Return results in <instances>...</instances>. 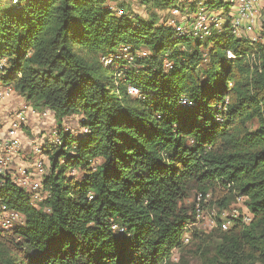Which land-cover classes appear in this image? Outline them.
<instances>
[{
    "label": "trees",
    "instance_id": "16d2710c",
    "mask_svg": "<svg viewBox=\"0 0 264 264\" xmlns=\"http://www.w3.org/2000/svg\"><path fill=\"white\" fill-rule=\"evenodd\" d=\"M2 1L0 85L60 124L79 116L82 131L43 146L39 205L0 176V212L24 219L0 264H174L184 244L205 247L180 205L193 185L236 194L252 214L215 231L203 264H264V42L232 34L229 3L202 0L224 21L199 39L158 14L192 15L196 1L138 0L147 18L109 0Z\"/></svg>",
    "mask_w": 264,
    "mask_h": 264
},
{
    "label": "rangeland",
    "instance_id": "374dc122",
    "mask_svg": "<svg viewBox=\"0 0 264 264\" xmlns=\"http://www.w3.org/2000/svg\"><path fill=\"white\" fill-rule=\"evenodd\" d=\"M112 6L116 9L117 13L121 10L130 12L132 16H139L140 18H147L148 12L145 11L144 7L139 3L138 0H128L127 2H122V0H109ZM122 3L124 8H119V4ZM2 4H9L8 0L2 1ZM120 13V12H119ZM161 20H167L168 22L174 20L177 25L185 24L186 14L182 16H174L170 11H158ZM264 42V39L258 40ZM147 51L142 49L140 51L141 56H146ZM1 88H6L11 90L10 100L6 99L0 107V136L11 135L13 138L19 140L23 147L29 148L32 144H42V146H51L54 144L55 139L58 138L59 129H65L72 131L74 135L79 134L82 129L79 126V116H71L62 121L60 124L56 121L53 113L48 112L47 115H43L41 109L35 108L39 111V116H29L26 125H22L19 129L14 128L13 123L17 122V114L22 112L23 104L27 103L25 99L15 92L12 87L1 86ZM34 108V107H33ZM59 139V138H58ZM43 148V147H42ZM44 154V153H43ZM34 159V156L27 153L25 160ZM99 161H95L98 164ZM82 172L79 170L72 171L71 175L75 179H80ZM223 198H226V204L220 205ZM180 205L192 214L193 224L190 227L189 232H195L199 238L204 242L205 247L203 249H197L199 240L194 241L192 244H184L182 249L174 250L171 255V260L174 264H203L202 259L199 257L202 253L208 252L210 250V245L215 235L219 234L220 231H224L221 228L223 220H230V225L232 219L241 218L242 222H250L252 214L248 210L245 199L236 195L229 194L221 189H211L206 194H202L195 185L189 192L188 197L180 202ZM199 208L200 213L197 214L196 209ZM1 214V212H0ZM22 221V222H21ZM24 221L23 217L21 220H14L12 226L22 224ZM219 221V223H218ZM214 222L215 227L211 228L210 223ZM8 228V229H11ZM0 228L1 227L0 225ZM4 230L0 236V251L8 248L10 246L11 232L10 230ZM218 230L219 232H215ZM187 232L188 236L190 233ZM215 233V235H213ZM201 245V244H200ZM210 253L208 256H211ZM261 264V263H256Z\"/></svg>",
    "mask_w": 264,
    "mask_h": 264
},
{
    "label": "built area",
    "instance_id": "2783aa9c",
    "mask_svg": "<svg viewBox=\"0 0 264 264\" xmlns=\"http://www.w3.org/2000/svg\"><path fill=\"white\" fill-rule=\"evenodd\" d=\"M194 2L198 6V11L186 17L185 24L177 25L174 20L169 21L175 28L178 36L190 35L199 39L210 34V27L214 24L220 28L224 21L222 12L211 13L203 9L202 0H180ZM229 3V23L232 34L237 37H246L253 41L264 39V0H226ZM17 3V0H12V4ZM174 16H182L178 9L170 10ZM125 48L123 51L125 52ZM229 58L233 57L230 52H227ZM130 59V58H129ZM103 62L109 63L108 60ZM6 66V60L0 59V71ZM128 93L133 96H140L139 91L133 86H128ZM11 90L0 87V106L11 96ZM184 103V102H182ZM42 111V110H41ZM50 113L48 108H44L42 114L45 116ZM38 110L34 109L30 104L24 103L22 112L17 114V122L13 123L14 128L19 129L20 126L26 125L29 116H39ZM9 135L0 136V176L9 178L15 185L24 189L31 202L34 205H39L40 202L48 196V193L43 190V180L46 173V158L42 153V144H32L30 154L34 159L29 160L27 165L23 163L14 164L17 154L21 150L19 140ZM54 143H59L56 138ZM197 214L200 213L199 208L196 209ZM22 216L13 210H8L5 206L1 207L0 225L7 229L12 226L14 220H21ZM22 222V221H21ZM230 224V220H223L221 228L226 230ZM210 227H215L214 222L210 223ZM186 235V234H185ZM188 240L186 235L185 241Z\"/></svg>",
    "mask_w": 264,
    "mask_h": 264
},
{
    "label": "crops",
    "instance_id": "0c3cea01",
    "mask_svg": "<svg viewBox=\"0 0 264 264\" xmlns=\"http://www.w3.org/2000/svg\"><path fill=\"white\" fill-rule=\"evenodd\" d=\"M8 100H10V98L8 99ZM1 107V106H0ZM35 109V108H34ZM31 117H33V116H31ZM29 118V117H28ZM30 150H31V146L29 147V148H26V146L25 147H23L22 145H21V150H20V152L17 154V157H16V159L14 160V164H16V165H19L20 163H23V164H25V165H27L28 163V161H26L25 160V158H26V156H27V153H30ZM19 163V164H18Z\"/></svg>",
    "mask_w": 264,
    "mask_h": 264
}]
</instances>
